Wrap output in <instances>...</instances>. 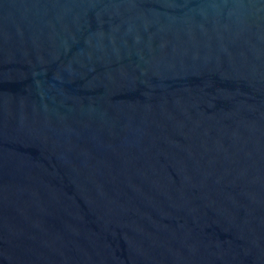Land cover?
Wrapping results in <instances>:
<instances>
[{"label": "water", "instance_id": "1", "mask_svg": "<svg viewBox=\"0 0 264 264\" xmlns=\"http://www.w3.org/2000/svg\"><path fill=\"white\" fill-rule=\"evenodd\" d=\"M0 264H264V0H0Z\"/></svg>", "mask_w": 264, "mask_h": 264}]
</instances>
